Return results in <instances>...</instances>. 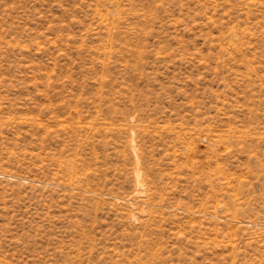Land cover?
I'll list each match as a JSON object with an SVG mask.
<instances>
[{
	"label": "rangeland",
	"instance_id": "obj_1",
	"mask_svg": "<svg viewBox=\"0 0 264 264\" xmlns=\"http://www.w3.org/2000/svg\"><path fill=\"white\" fill-rule=\"evenodd\" d=\"M0 264H264V0H0Z\"/></svg>",
	"mask_w": 264,
	"mask_h": 264
}]
</instances>
